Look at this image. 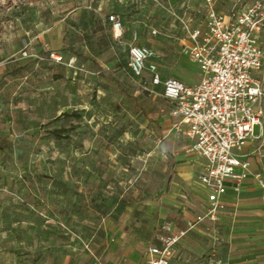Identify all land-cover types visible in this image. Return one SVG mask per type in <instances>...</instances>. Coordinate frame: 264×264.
Segmentation results:
<instances>
[{"label": "rangeland", "instance_id": "374dc122", "mask_svg": "<svg viewBox=\"0 0 264 264\" xmlns=\"http://www.w3.org/2000/svg\"><path fill=\"white\" fill-rule=\"evenodd\" d=\"M253 1L214 4L226 14ZM204 11V0H0V264L145 256L164 198L181 185L183 158L168 103L128 73L125 49L154 50L161 70L192 81L181 44ZM49 50H60L62 63L48 60ZM255 155L264 174V146ZM255 200L256 212L239 220L257 223L264 239V199ZM231 236L227 225L189 233L170 264H224L247 253Z\"/></svg>", "mask_w": 264, "mask_h": 264}, {"label": "built area", "instance_id": "2783aa9c", "mask_svg": "<svg viewBox=\"0 0 264 264\" xmlns=\"http://www.w3.org/2000/svg\"><path fill=\"white\" fill-rule=\"evenodd\" d=\"M214 3L204 0L203 17L184 28L181 53L197 68L194 84L175 77L162 78L154 50L136 44L125 49L128 73L152 87H161L172 129L188 141L187 153L203 160L196 182L207 203L205 213L189 223L186 231L173 234L170 224L163 222L156 230L154 244L146 251L144 264H169L174 246L187 231L205 220L218 219L226 210L227 185L231 183L238 193L250 174V163L240 152L252 137L254 126L259 125L264 136V48L259 43L264 31V0L234 6L226 14L218 12ZM108 21L115 30L122 28L118 15H108ZM48 60L62 63L63 57L49 50ZM72 62L69 67H73ZM253 177L264 191V174Z\"/></svg>", "mask_w": 264, "mask_h": 264}, {"label": "crops", "instance_id": "0c3cea01", "mask_svg": "<svg viewBox=\"0 0 264 264\" xmlns=\"http://www.w3.org/2000/svg\"><path fill=\"white\" fill-rule=\"evenodd\" d=\"M184 42L185 41L183 40V43ZM259 43L261 47L264 48V31H262L259 36ZM54 51L62 54L60 50ZM154 62L157 64L158 72L161 74L162 78L175 77L186 84H194L198 80L197 68L191 63L190 66L194 73L190 74H192L191 76H194L195 78H193L194 80L192 81H188L181 77H176L165 73L159 68L157 58L154 59ZM157 88H160L161 92V87ZM169 120L170 126L172 127L173 121L170 117ZM261 123L262 125H264V116L261 117ZM256 127L257 132H255ZM174 134L176 133L174 132ZM179 138L181 142L180 150L182 152L180 156L183 159L182 161H178V164L175 166V173L180 178L181 185H178L177 188L172 191V196L164 198L165 200L163 204L168 206V210L164 209L160 211L159 222L156 225L157 230L163 222H168L170 224V231L173 234H178L179 232L186 231L188 224L193 223L198 216L204 214L207 207L205 194L196 182V178L203 167V160L201 158L188 154L186 151L188 147V141L181 136ZM262 146H264V136H261L260 126L256 125L253 128L252 137L246 141L244 147L240 152L241 158L248 160L250 163V174L242 182L239 192H235L231 183L227 185V192L224 198V201L226 203V210L219 215L216 221L212 222L205 220L196 224L192 230L187 231L186 234L174 246V252L172 258L170 259V262L175 256L176 248L179 242L183 240V238L187 234L194 233L202 235L204 234L205 227L218 226L222 228V226L227 225L232 235L230 239V242L232 243L231 247L232 245L234 247H237L239 245H249V248L245 249L247 250V253L227 258L224 261V264H264V253H252V248H254V246H264V239H260L259 236L256 235L258 233H255L254 229L252 228V226L256 225L257 223H253V221L243 222L239 220L240 218H243L242 215L244 214L252 215L254 212H256V210H253V208L257 206V204H255V197L259 195L262 198V194H264V191H262L256 179L253 177V174L260 173L256 165L255 153L257 147L261 148ZM180 219L183 220L182 227L178 226V222ZM233 225H235V227ZM130 259L133 263L144 264L146 254L141 258L136 252H133L130 255Z\"/></svg>", "mask_w": 264, "mask_h": 264}]
</instances>
